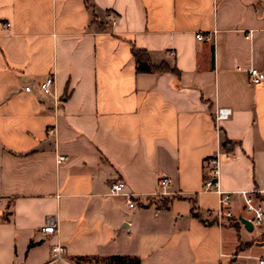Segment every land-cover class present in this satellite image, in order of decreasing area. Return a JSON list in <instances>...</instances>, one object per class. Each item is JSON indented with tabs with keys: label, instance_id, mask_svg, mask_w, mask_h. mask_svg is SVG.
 <instances>
[{
	"label": "crops",
	"instance_id": "0c3cea01",
	"mask_svg": "<svg viewBox=\"0 0 264 264\" xmlns=\"http://www.w3.org/2000/svg\"><path fill=\"white\" fill-rule=\"evenodd\" d=\"M90 3L0 0V264H47L54 245L63 264H258L264 223L211 217L203 182L217 156L234 215L251 217L252 189L264 211V82L249 78L264 73V0ZM134 47L177 73L138 71ZM219 107L232 113L216 122ZM117 180L135 207L109 194Z\"/></svg>",
	"mask_w": 264,
	"mask_h": 264
},
{
	"label": "built area",
	"instance_id": "2783aa9c",
	"mask_svg": "<svg viewBox=\"0 0 264 264\" xmlns=\"http://www.w3.org/2000/svg\"><path fill=\"white\" fill-rule=\"evenodd\" d=\"M3 26L8 27L9 23H0ZM197 39L210 40L211 37H206L203 33L199 32L196 35ZM247 38L251 37V32L247 33ZM250 83L253 86L261 85L264 82V73L257 67H251L249 69ZM55 83V78L53 75L46 77L39 85V91L45 95L52 93V87ZM26 91H31L30 86L25 87ZM232 110L229 107H219L215 112V120L219 122L221 120L228 119L231 115ZM53 132V131H52ZM67 159L66 156H59L58 163H62ZM204 167L207 175L204 178L203 189L205 191H216L219 195V208L216 211L209 212L211 217H216L219 220H236L240 222L239 217L235 216L232 210L233 205V193L225 192L220 189L218 174H219V159L217 156L210 157L204 161ZM170 180L166 176H162L159 179V187L161 191L159 194L165 195L167 193L166 188L169 186ZM126 184L123 180H117L110 185L109 194L110 195H120L124 194L127 196V202L130 207H135L136 202L133 200L132 193L125 192ZM261 193L260 190L252 189L242 191L241 194L244 199V208L251 217L252 224L259 226L264 223V211L261 206L256 203L257 195ZM1 203V201H0ZM247 218V217H246ZM43 233L54 234L57 232V224L53 219H49L47 224L42 229ZM66 248L62 245H54L51 249V260L47 264H63L65 263ZM258 264H264V254L258 257Z\"/></svg>",
	"mask_w": 264,
	"mask_h": 264
},
{
	"label": "trees",
	"instance_id": "16d2710c",
	"mask_svg": "<svg viewBox=\"0 0 264 264\" xmlns=\"http://www.w3.org/2000/svg\"><path fill=\"white\" fill-rule=\"evenodd\" d=\"M86 3L90 8L93 9V5L90 3V0H86ZM93 15H94V22L97 23L100 27H103V25L99 23L97 19V15L95 13H93ZM133 55H134V58L137 64L138 71L150 72V73H154V72H176L177 73L175 68H171L165 62H162L161 64L153 63L149 52L145 49H138L134 47ZM230 144L232 145V143L228 139H225L223 143V147L228 148V145ZM163 204L164 206L167 207L171 204V200L167 199L166 201H164ZM193 215L202 219L201 216L196 212H193ZM4 219L8 220V214L5 215ZM88 259L91 261L96 260L95 257L88 258ZM102 263L103 264H141V260L138 257L116 255V256L103 259Z\"/></svg>",
	"mask_w": 264,
	"mask_h": 264
},
{
	"label": "water",
	"instance_id": "95a60500",
	"mask_svg": "<svg viewBox=\"0 0 264 264\" xmlns=\"http://www.w3.org/2000/svg\"><path fill=\"white\" fill-rule=\"evenodd\" d=\"M239 220L240 222L244 225V227L249 230V231H252L253 230V224L251 222L250 219L246 218V217H243V216H240L239 217Z\"/></svg>",
	"mask_w": 264,
	"mask_h": 264
}]
</instances>
